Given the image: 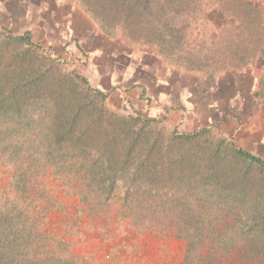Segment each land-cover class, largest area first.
<instances>
[{
    "label": "trees",
    "instance_id": "trees-1",
    "mask_svg": "<svg viewBox=\"0 0 264 264\" xmlns=\"http://www.w3.org/2000/svg\"><path fill=\"white\" fill-rule=\"evenodd\" d=\"M82 1L103 29L122 28L133 40L158 45L165 58L175 61H181L186 51L183 39L191 23L190 13L200 2ZM224 6L234 19V31L221 36L225 51H218L220 56L215 61L214 56H207L218 71L237 65V59L249 64L263 47L260 5L250 0H228ZM13 35L0 42V156L11 169V181L0 195V264H69L57 248L51 247V238L41 232L43 211L38 192L33 191L38 177L49 168L67 185L77 181L79 194L93 208L107 204L122 183L127 186L123 199L129 207L136 204L137 220L144 216L139 204L160 192H165L162 197L168 196L177 180L189 194L197 187L219 191L227 188L222 184L231 182V174H241V160L264 169V157L231 142L222 150L207 140L200 141L201 130L170 139L154 135L144 127L161 119L107 109V94L92 87L86 77L63 72L60 57L29 35ZM21 42L28 50L18 46ZM216 43L219 45L218 40ZM231 46L233 51L227 52ZM38 50L50 52L49 56L41 59L35 54ZM188 52L187 68L205 69L202 52ZM83 91L90 99H83ZM140 123L144 127H138ZM225 142L222 140L221 145ZM191 231L178 227V234L190 241L187 258L201 246ZM249 251L260 257L261 250ZM252 258L254 255L248 259L250 264H254Z\"/></svg>",
    "mask_w": 264,
    "mask_h": 264
},
{
    "label": "rangeland",
    "instance_id": "rangeland-1",
    "mask_svg": "<svg viewBox=\"0 0 264 264\" xmlns=\"http://www.w3.org/2000/svg\"><path fill=\"white\" fill-rule=\"evenodd\" d=\"M75 1L86 11L82 0ZM250 1L262 8L264 26V0ZM225 3L228 0H200L199 6L190 13L191 23L183 39L186 51L181 54V61L165 58L156 44L131 39L122 28L107 31L91 17L102 36L116 38L119 45L122 43L128 50L137 51L149 62L156 59L154 55L159 56L161 73L166 72L173 82L186 84L188 96L200 106L211 101L221 108L219 113L213 110L197 116L192 113L191 124H188L193 131L181 126L179 130V125H169L164 118L146 127L140 123L138 127L166 139L201 130L204 132L200 141L207 140L222 150L231 142L264 157V35L263 51L260 50L252 62L244 64L237 59V65L218 71L214 62L220 56L217 52L225 51L221 36L231 33L234 26ZM11 33L0 26V42L13 35ZM217 40L219 45L213 44ZM18 46L23 50L29 48L24 42ZM233 48L231 46L227 52H232ZM191 49L202 52L205 69L187 68ZM48 51L38 50L35 54L42 59L49 56ZM211 55L214 61L207 59ZM60 59L63 72L85 77L84 54ZM261 91L263 93L258 94ZM84 92L83 99H90ZM100 102L99 99L97 103ZM104 104L121 115H142L132 110H118L107 98ZM192 112L196 113L197 109L194 107ZM184 129L187 132H182ZM222 140H226L224 145H221ZM3 160L5 158L0 156V195L11 181V169ZM238 166L242 175L231 174V182L222 184L227 188L219 191L197 187L189 194L177 180L168 196L162 197L165 192H160L139 204L144 216L138 220L134 217V213H138L136 204L129 207L123 199L127 186L122 183L107 204L93 208L91 202L79 194L77 181L67 185L49 168L38 177V186L33 191L38 192V204L43 211L41 232L51 238V247L57 248L69 264H250L248 259L253 255L254 264H264V219L259 215L264 213V169L250 166L244 160ZM178 227L184 232L191 228V232L196 233L195 241L201 243L190 258H187L190 241L178 234ZM252 248L261 250L259 258L249 251Z\"/></svg>",
    "mask_w": 264,
    "mask_h": 264
},
{
    "label": "crops",
    "instance_id": "crops-1",
    "mask_svg": "<svg viewBox=\"0 0 264 264\" xmlns=\"http://www.w3.org/2000/svg\"><path fill=\"white\" fill-rule=\"evenodd\" d=\"M0 26L15 35H29L60 58L84 54L85 77L118 110L164 118L169 125H179V130L181 126L191 131L192 113L221 111L217 102L200 106L188 96L186 84L161 73L159 56L153 54L156 59L149 62L137 51L119 45L116 38L102 36L91 15L75 0H0Z\"/></svg>",
    "mask_w": 264,
    "mask_h": 264
}]
</instances>
